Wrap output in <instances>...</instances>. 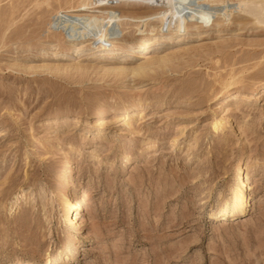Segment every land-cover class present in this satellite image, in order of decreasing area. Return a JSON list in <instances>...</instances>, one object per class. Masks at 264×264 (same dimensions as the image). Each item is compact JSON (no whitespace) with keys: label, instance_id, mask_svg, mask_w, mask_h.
Masks as SVG:
<instances>
[{"label":"rangeland","instance_id":"1","mask_svg":"<svg viewBox=\"0 0 264 264\" xmlns=\"http://www.w3.org/2000/svg\"><path fill=\"white\" fill-rule=\"evenodd\" d=\"M86 1L0 0V264H264V26L233 10L130 47L150 27L122 20L109 56L51 54L77 42L56 13ZM245 172L246 211L213 215ZM84 192L77 228L61 198Z\"/></svg>","mask_w":264,"mask_h":264},{"label":"bare ground","instance_id":"2","mask_svg":"<svg viewBox=\"0 0 264 264\" xmlns=\"http://www.w3.org/2000/svg\"><path fill=\"white\" fill-rule=\"evenodd\" d=\"M186 1L187 0H87L86 2L76 6L75 8L68 10L67 13H64V11H59L56 13L55 18L57 21H61L63 23V26H61L64 33L68 35L70 39L76 40L77 42L71 45L70 48H58L55 50H51V54L62 55L67 52H72L78 58L89 53H95L101 57L109 56L119 47L120 43L123 42L122 31L113 26L114 23L118 25V23L122 20H127L130 22L132 21L135 23H142L143 21H146V25L150 27L149 29H144L141 35L129 40L128 45L130 47L151 46L165 42L166 40H169L171 38H178L179 41H184L187 39L190 40V38H197L200 35L195 33L194 30L200 26L199 24L209 23L211 21L209 16L210 14H213L216 18H224L223 22L220 25H231V16L233 10L249 17L253 23L264 26V0H235V3L230 7H228L229 4H227L229 0H222V2H224L225 4L218 12L214 11L211 7H204L205 4L203 2H205L206 0H193L192 3H188L189 6H184L185 4L183 5L184 7L176 6V4L180 5L182 4V2ZM122 2L135 4L144 2L149 6V8L153 10V12L151 14H148L149 16L145 18H140L138 16H123V14H120L117 10H115L116 8H118L117 6ZM184 8H189L190 11L186 14H182L185 11ZM68 12L85 13L70 14ZM92 13H99V15H101L99 21H96L94 18L81 17L97 16ZM99 15L98 17H100ZM154 23L160 24L156 26L153 25ZM68 28H70L69 31H66ZM71 29L76 30L74 35H71ZM79 31H82V33H79ZM149 63L150 60L147 61V64ZM144 68L145 65H141L138 69L132 70V73L139 74V70ZM235 81L237 80L230 79L227 82L225 81V87L229 86ZM236 95L237 94L235 93L234 98L236 97ZM125 105L128 104L126 103ZM119 119H123L122 124L128 123V121H126L127 118ZM106 122H104L103 119H96L95 126L96 128H98L104 123L106 124ZM218 122H215V125H220V123ZM244 174L245 181L243 180L242 186L234 192L230 201L223 202L220 205L219 210L212 213L213 215L218 214L219 216H225L227 213H231L232 215L239 216L246 211L247 207L250 204V200L248 199V195L250 194L246 192L247 189H244V187L247 185V180L249 179L248 174L246 172ZM85 202V192L83 193L82 198L78 200H74V198L66 196H63L61 198V204L66 210L67 218H69L70 221H73L77 218V215L80 213L79 209L82 208V205ZM73 212L75 213L73 214ZM76 222H78V220H75V223ZM78 225H80L79 222L77 223V228ZM55 261L56 259L53 260L54 263ZM14 264L28 263L20 261Z\"/></svg>","mask_w":264,"mask_h":264}]
</instances>
